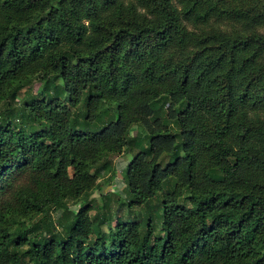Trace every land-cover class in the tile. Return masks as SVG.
<instances>
[{
	"label": "trees",
	"instance_id": "obj_1",
	"mask_svg": "<svg viewBox=\"0 0 264 264\" xmlns=\"http://www.w3.org/2000/svg\"><path fill=\"white\" fill-rule=\"evenodd\" d=\"M0 264H264V0H0Z\"/></svg>",
	"mask_w": 264,
	"mask_h": 264
},
{
	"label": "rangeland",
	"instance_id": "obj_2",
	"mask_svg": "<svg viewBox=\"0 0 264 264\" xmlns=\"http://www.w3.org/2000/svg\"><path fill=\"white\" fill-rule=\"evenodd\" d=\"M132 134L133 135L136 134L135 129H133ZM130 160H131V157L128 155H123L120 158H117L114 160V163L116 166V174H115V177L112 180L110 186L105 188V191L117 193L121 197H123V188H124L123 171H124L125 167L128 165V163L130 162ZM93 197L98 199V197H99L98 193L94 194ZM75 208L76 207H74L73 209H75Z\"/></svg>",
	"mask_w": 264,
	"mask_h": 264
}]
</instances>
